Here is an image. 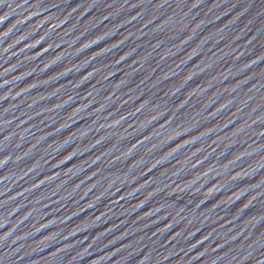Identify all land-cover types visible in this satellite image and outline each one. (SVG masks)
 <instances>
[{
    "label": "water",
    "instance_id": "water-1",
    "mask_svg": "<svg viewBox=\"0 0 264 264\" xmlns=\"http://www.w3.org/2000/svg\"><path fill=\"white\" fill-rule=\"evenodd\" d=\"M0 264H264V0H0Z\"/></svg>",
    "mask_w": 264,
    "mask_h": 264
}]
</instances>
